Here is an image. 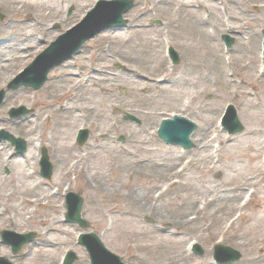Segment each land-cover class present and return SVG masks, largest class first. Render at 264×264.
Segmentation results:
<instances>
[{
  "label": "rangeland",
  "instance_id": "rangeland-1",
  "mask_svg": "<svg viewBox=\"0 0 264 264\" xmlns=\"http://www.w3.org/2000/svg\"><path fill=\"white\" fill-rule=\"evenodd\" d=\"M35 1L0 0L4 15L0 21L2 62H10L0 73V91H6L0 129L23 139L27 153L39 155L38 160L24 163V155L16 156L10 143L0 142V258L12 264H62L66 253L74 252L76 264H90L88 253L77 240L79 234H95L124 264H179L175 256L188 251L194 242L200 243L202 253L195 252L192 264L206 259L223 264L214 258L218 245L242 255L241 260L226 264L257 259L264 249V221L256 222L264 212V0H242L235 6L224 0H132L135 6L124 16L126 28L107 30L88 41L71 61L52 70L41 90H8L19 73L59 36L78 25L100 0ZM19 3L24 8L19 10ZM185 6L190 9L185 11ZM198 16L209 20L204 26L211 31L208 37L195 30ZM111 34L123 39L120 43L102 40ZM225 35L234 40L229 52L222 40ZM248 38L250 42L243 40ZM240 43L246 48L239 49ZM252 43H256L254 49ZM168 47L178 54V65L171 63ZM13 54H17L15 61L10 59ZM218 59L222 78L233 83L217 82L213 68ZM227 59L234 73L226 65ZM88 79L106 83L111 94L95 97L93 89H84ZM85 97L90 103L95 97L103 108L96 114L93 108L86 111ZM228 105L234 106L244 127L233 136L220 127ZM19 107L31 113L11 119L10 110ZM67 107H72V112L66 111ZM126 114L135 120H126ZM174 115L198 126L192 136L193 149L167 145L158 138V130L154 133L155 124L160 126ZM81 125L89 131L83 146L77 143ZM130 133L133 139L129 141ZM203 136L210 142L208 151L198 144ZM34 140L39 149L33 148ZM143 141H147L144 148L154 150L144 164L120 153V146L135 151L136 143ZM71 145L74 150L66 149ZM218 145L220 152L216 153ZM42 148L54 166L50 180L40 173ZM77 156L89 159L78 164ZM151 159L171 162L174 172L157 173ZM186 162L191 164L181 175L176 174ZM30 172H34L33 177ZM36 183L41 185L33 189ZM225 184L233 189L245 187L249 201L242 203L248 206L240 220V213L234 212L213 218L211 210L205 219L190 225L199 226L195 233L181 228L183 235L172 227L173 220L190 216L193 210H185L188 203L203 206L210 193ZM161 189L164 194L155 199ZM70 192L84 200L83 216L89 223L86 230L65 221L66 195ZM130 194L153 196L166 219L160 222L152 214L126 215L113 210L134 207ZM38 197L46 198L38 207L21 205L22 200ZM53 221L59 222L61 231L47 229ZM5 231L35 237L14 255L1 241ZM158 240L164 248L155 256L150 248Z\"/></svg>",
  "mask_w": 264,
  "mask_h": 264
},
{
  "label": "water",
  "instance_id": "water-1",
  "mask_svg": "<svg viewBox=\"0 0 264 264\" xmlns=\"http://www.w3.org/2000/svg\"><path fill=\"white\" fill-rule=\"evenodd\" d=\"M134 2L130 0H115L112 2H101L96 9L92 11L89 17L81 24L70 30L63 36L59 37L57 42L52 44L43 54H41L27 70L15 78L9 85L10 89H17L20 86L31 87L34 90H39L48 79L49 72L66 61H69L73 56L77 55L85 42L94 38L97 34L112 29L123 28L127 21L123 19V15L133 8ZM0 19L4 16L0 12ZM96 20L95 23L93 21ZM264 35V31H263ZM227 46L233 44V40L224 37ZM172 60L174 64H179V56L174 50H171ZM5 99V91L0 92V107ZM24 108L13 109L10 112L11 118H17L28 114ZM126 120H135L129 114L125 116ZM225 126L230 135L243 132L244 127L240 123L236 110L230 106L225 119ZM197 129V126L186 118L176 116L173 120L163 121L158 136L167 144L179 145L184 149L193 148L190 136ZM88 139V131L83 132L79 138L80 145H83ZM0 141H9L16 147L18 154H23L26 151V143L22 139H17L8 132H0ZM42 175L46 179H50L53 174V166L49 162V157L45 149H43V157L41 161ZM83 200L75 193H70L67 197V217L68 223H76L82 229L89 227L87 221L82 218ZM35 236L17 235L12 232H4L2 240L4 243L12 247L14 255H16L24 245L29 243ZM80 243L84 245L91 258L92 264H123L121 260L107 251L100 239L94 234L83 235L80 238ZM198 254H201L199 247H196ZM216 257L222 263H232L241 259V254L228 247H219L216 250ZM225 258V259H224ZM77 261V256L71 252L67 255L65 264H74ZM0 264H11L8 260L0 258Z\"/></svg>",
  "mask_w": 264,
  "mask_h": 264
},
{
  "label": "bare ground",
  "instance_id": "bare-ground-1",
  "mask_svg": "<svg viewBox=\"0 0 264 264\" xmlns=\"http://www.w3.org/2000/svg\"><path fill=\"white\" fill-rule=\"evenodd\" d=\"M32 3L36 2L35 0H30ZM40 1V0H38ZM223 1V0H222ZM225 3L227 5H232V6H235V5H238L239 4V1H242V0H224ZM23 7V3H19V10ZM186 7V6H185ZM184 7V10L187 11V9L189 10L190 7L187 6L186 8ZM210 8H212L211 6H209ZM24 8V7H23ZM201 13V11H200ZM29 21V20H28ZM207 21L209 22L208 18H202L201 16H198L197 20H196V31L199 33V34H203L206 35L207 34V37L210 35L211 31L210 29L207 30V29H204V26L207 24ZM99 38V37H98ZM106 40V41H110V42H117V43H120L121 40L123 39V37L120 35L118 36L117 34H111V35H105L104 37H102V40ZM3 39L0 38V73L1 72H4L6 71L9 67H10V62L9 60L7 61V63H3L2 60L4 58V54L2 53V49H3V44H2V41ZM247 42H250V39L248 38L247 40L246 39H243ZM250 46V45H249ZM256 46V43H252L251 44V47L252 49H254ZM246 48V44L244 43H240L239 44V49H244ZM11 61H15L17 59V54H13L12 58H10ZM230 61V59H229ZM229 68H230V71L232 70V72L234 73L235 70H234V66L232 64V62H230V64L228 65ZM244 70L248 69V67H243ZM213 71L214 73L217 75V82L222 78V75H223V72H222V69H221V63L219 61V59L216 61L215 65H214V68H213ZM227 84H231L233 83V81H229L227 79H223ZM84 89L85 90H88L89 91V88L93 89L91 92H93V95H95V97H98V95L100 96H109L112 92V90L109 88V86L106 84V83H102V84H99L97 81L96 82H91L88 80L85 81L84 83ZM71 90H70V94H71ZM136 95V94H135ZM94 97V100L90 103L89 101V98H86L85 97V103H86V106L84 107L85 110L87 111H90V109L93 108V113L96 114V112L99 110V109H102L103 107V103L101 101H99L98 99H95ZM138 99L142 98L140 97L139 95H137ZM91 104V106H90ZM105 105V104H104ZM66 111H69V112H72V107H67L66 108ZM83 128H85L84 125H81ZM158 127H159V123L155 124L153 130L154 133L157 132L158 130ZM86 130V128H85ZM131 139H133V135L130 133L129 134V137H128V140L130 141ZM206 138H204V136L202 137V139H200L198 141V144L199 145H202V148L204 151H208V148H209V144L210 142H206L205 141ZM192 140L194 141L193 137H192ZM38 143L37 140H34L33 141V144ZM147 144V141H143V142H140V143H136L137 145V149H135V151H131L129 149H127V147H123V146H120L119 148L122 150L120 151L121 154H124L125 157H129V158H135L136 161H140L142 164H144L143 162L146 161V159L148 158L147 156H149L150 154L154 153V150H150V149H147V148H144V146ZM264 144V143H263ZM221 145V143H220ZM38 144L33 147L35 150L37 148ZM97 147V146H95ZM75 146L74 145H71L70 147H66V149H73L74 150ZM220 152V151H217V153ZM210 157V156H209ZM208 157V158H209ZM23 158V162L24 163H27V162H30V161H34V160H38L39 159V155H32L30 154L29 152L24 155ZM88 160L89 157L87 156H81L79 158V156H77V163L78 164H82L84 161ZM149 159V158H148ZM211 161L213 158H210ZM152 160V159H151ZM173 162V161H172ZM152 164L156 166V168L158 169L157 170V173H164V174H171L172 172H174V168L172 166V163H161L160 161H157V160H152ZM189 164H191V162H186L184 165L182 163V167H179V170H177L176 174L179 173V175H181L183 173V171L189 166ZM182 170V171H180ZM176 171V169H175ZM29 176L30 177H33L34 176V172H30L29 173ZM86 179L89 180V178L86 176ZM177 182H173L172 185H175ZM179 184V183H178ZM252 184H256L255 181L252 182ZM41 184L39 183H36L34 184V188H38L40 187ZM69 189V186L66 188V191H68ZM245 190V187L244 185H238L236 186L234 189L233 188H230L227 186V184L225 185H222V186H218L216 190L212 191L210 193V197L208 200H206L205 204L203 206H196L195 203L193 202H190L186 205V209L185 210H193L192 213L190 214V216L186 217V218H181L179 219V221H177L176 219L172 221V227L176 228V229H179V233L180 234H185L184 232L181 231V228L182 229H186V232L189 234L191 233H195L196 231H199V226H194V227H190V225L194 222H198V221H201L203 219H205L206 215L208 214L209 211L212 210V216L213 218H217L218 216H221L223 213H231V212H234V214H238L240 213L238 219L240 220L243 216V214L241 213L244 209H246V207L248 206V203L246 202L245 204L242 205V203L246 200V192L244 191ZM164 194V190H160L156 193L155 195V199H156V196L158 195L159 197ZM140 195H136V194H130V197L131 199L133 200L134 202V207L132 208H117L115 207L113 210L117 211V212H124V214L126 215H131V213H134L136 214L137 216H144L146 214H152L154 216H156V218H159V221H164L166 218H163L161 216H163L161 214V211L160 209H158V207L156 206V203L154 202V197L153 196H141L139 197ZM46 200V198H41V197H38V198H33L31 201L25 199V200H22V204L23 205L24 203H26L27 205L35 208V207H38L39 205H42L43 202ZM45 205V203H44ZM34 213V211H32L29 215V220L32 218V214ZM49 216H47L48 218ZM264 221V212H262V215H260L259 217H257L256 219V222H262ZM59 222H56V221H53L51 222L50 224L47 225V229L50 231V232H57V231H61L62 230V227H59L58 226ZM235 224V221H233L230 226L228 227V230L231 229L233 227V225ZM161 232H168V230H162ZM133 234H137L138 235V232L137 231H133ZM224 241V239L222 238L219 243H222ZM54 242H52L51 244H53ZM200 243L199 242H194L192 243L194 249L193 251L195 250V246H198ZM163 248H164V243L162 240H158L151 248L150 250L154 253L155 256H158L160 254L161 251H163ZM188 249V248H187ZM190 249L188 251H185V252H182L181 254H179V256H175L176 259L178 260L179 264H192V256L195 254V251L194 252H190ZM261 261H263V264H264V249H262L260 251V256L255 259V258H250V260L247 262V264H261ZM159 264V263H158ZM202 264H213V263H209L207 261V259L204 261V263Z\"/></svg>",
  "mask_w": 264,
  "mask_h": 264
}]
</instances>
